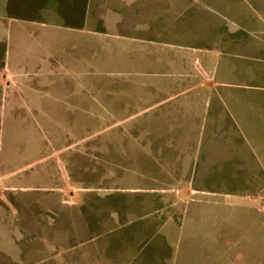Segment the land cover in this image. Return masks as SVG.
I'll list each match as a JSON object with an SVG mask.
<instances>
[{"label":"rangeland","instance_id":"374dc122","mask_svg":"<svg viewBox=\"0 0 264 264\" xmlns=\"http://www.w3.org/2000/svg\"><path fill=\"white\" fill-rule=\"evenodd\" d=\"M41 2L0 0V24ZM79 2L88 29L60 26L48 110L0 124L15 187L0 194V264H264V205L233 194L264 188L238 167L264 144L235 126L252 119L264 136V0ZM69 3L60 21L80 22ZM205 164L204 187L228 193L219 208L191 193ZM203 229L220 239L190 237Z\"/></svg>","mask_w":264,"mask_h":264},{"label":"crops","instance_id":"0c3cea01","mask_svg":"<svg viewBox=\"0 0 264 264\" xmlns=\"http://www.w3.org/2000/svg\"><path fill=\"white\" fill-rule=\"evenodd\" d=\"M47 1H56L57 3L47 4ZM70 9H68V16L81 17L80 22H65L60 21V18H64L62 14L64 9L60 6V0H45V3L40 6L33 7L32 11L25 12H14V24L5 27L4 24H0V36L7 34V39L13 41L14 33L15 41L10 43H1L0 41V124L3 123L5 126L6 122L14 120V116L18 112H25L30 114L43 113L47 111L45 105L42 103V97L45 95L46 98L53 97V93L49 91L55 83H60V39L64 40L67 37L61 36L60 28L61 25L69 26L78 30H87L85 15L76 14L79 10L75 8L77 3L76 0H69ZM88 0H80L81 11L83 6ZM5 2V0H4ZM2 4V3H1ZM0 4V6H1ZM261 5V1L260 4ZM76 9H78L76 11ZM6 15L0 11V17ZM11 15V14H10ZM78 19V18H77ZM27 22V25L23 21ZM83 27H82V26ZM87 27V28H86ZM91 28V27H90ZM69 30L65 29V32ZM26 33L25 37L34 38L37 40L23 41L18 33ZM84 34V33H82ZM19 38V39H18ZM14 46V49H13ZM163 63V61L161 62ZM186 79V78H184ZM40 82L42 90L37 89L33 82ZM169 83V82H168ZM60 95V89L57 93ZM257 105V104H256ZM48 106L49 110L53 107ZM60 106V105H59ZM258 108H260L257 105ZM252 107H250L249 113ZM256 107L251 112H255ZM1 116L4 122H1ZM218 123L215 122V126ZM238 129V135L242 139L243 144L246 146L262 145L264 144V136L258 135L257 123L251 120H239L235 124ZM236 133V132H235ZM8 142L11 143L12 139L8 138ZM1 146V137H0ZM259 160L252 159V163L246 161L244 158H239V169L241 171H248L246 176H259L264 178V149L261 154L258 153ZM255 156V155H254ZM253 158V157H252ZM213 172L214 169H212ZM224 172V170H223ZM209 170H206V164L202 166L200 173L192 174V177L200 178L202 189H192L193 192H200L207 196L198 202L201 204L202 209H206V205L210 206L211 202L216 203V208L222 205V198L228 193L225 191L208 189L204 187V182L209 178ZM11 174H2V163L0 160V194L2 192H10L9 189L15 187L11 184ZM264 187V186H263ZM261 188V187H260ZM259 188V191L253 197L247 199L246 196H242L240 192H234V199L239 207L240 204L249 201V206L259 209L264 205V188ZM213 197H218V201H213ZM220 198V199H219ZM219 218V217H217ZM205 224V218L201 221V225ZM217 224V222H215ZM203 227V225H202ZM220 233L215 231L209 232L206 229L191 235L192 239L200 242H211L218 241L220 239ZM206 244H203L205 246Z\"/></svg>","mask_w":264,"mask_h":264}]
</instances>
